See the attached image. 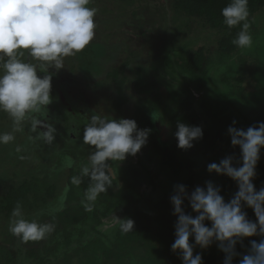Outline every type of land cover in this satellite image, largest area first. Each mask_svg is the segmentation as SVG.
<instances>
[{"label": "rangeland", "instance_id": "obj_1", "mask_svg": "<svg viewBox=\"0 0 264 264\" xmlns=\"http://www.w3.org/2000/svg\"><path fill=\"white\" fill-rule=\"evenodd\" d=\"M93 1L95 0H92V2ZM108 1L110 2V7L114 8V10L109 12V14L112 15L116 21H120V24L106 27L103 25L101 26L98 22L100 24L99 26L103 28L100 34L97 29L95 32H97L98 36H101V38L98 39V37L95 36L92 40L105 43L107 38L111 39L106 42L104 49V54L107 55L104 56L101 52L100 53L102 55L98 52L92 51V53L87 56L89 62L83 61L82 56L79 53L77 54V57L74 56L72 58H66L67 60L72 59V62H74V60H81V62L73 63L74 68L72 70L69 66H67L65 68L66 70L64 69L67 79H63V81L59 82L60 85L64 82V86L73 92L74 98L77 96L80 98V92L81 94L83 93L84 97L88 99V107L93 106L95 113H91V110L88 108H85L80 112L68 111L67 101L62 95L61 86L55 83L52 77V102L47 106V109L43 110L42 115H36L40 116L42 119L50 120L47 117L50 116L52 119V116L49 114H51V112H55V119L53 120H57L60 123V129L57 131L55 141L52 144H45L42 140L34 139L36 134L29 131V122H26L24 131L15 134L16 138L14 142L7 145H0V165L2 162L5 164L8 160L10 162L12 160V162L15 161V167L19 169L21 167L26 168L27 166H33L38 170L39 167L36 158L41 156L40 152L48 151L49 148H54L55 143L62 144V147H59V150H55L54 148L53 150H50V152L53 151L62 154L63 152L60 149H63V151L67 149L68 154H62L60 157L61 161L56 165V170L47 169V171H50V175L53 178V174L56 171L59 183H61L60 185L58 184L55 186L54 195L48 199V204L46 205L47 207L51 205L67 207L71 199L74 198L73 200H75L77 190H75L71 183H68L67 185L64 183L68 182L67 179L69 178V173L71 170L73 171L75 169L76 163H79L77 170L80 171L81 166L88 162L85 161L80 164V162L74 157H80L82 160L85 158V154H89V152L92 151V148L82 142L81 146L78 147V150L73 147V144H71L72 141L70 139L72 137L74 139L76 138V140L82 137L83 131H81L80 125L84 122V119L88 123L90 116L97 113L110 117L117 116L120 118V113L124 112L127 115V118H131L136 121L139 129H147L145 128V119L149 115H144V113L148 110V107L151 104L154 105H152V108L161 110L165 116L168 115V123L170 124V127L172 125L174 127L172 130L173 139H171V137L168 138V142L172 140V143L163 148L167 157L163 158L162 164L165 166L174 162L171 168L177 169L185 164L182 162L184 158H187V167L185 166L186 169L182 170L184 173L182 174L183 179L186 177L188 179L190 175L196 174V177L191 182L189 191H193L196 186L205 187L206 181L212 182V172L207 170V165L212 162L218 163L220 155L219 151H221L224 146L222 144L223 141L227 142L230 140L227 128L228 125H231V122L230 117L225 115L226 113L231 112L234 106H230L235 100L234 97L230 96L232 94H230V92L233 91L232 85L238 84L237 76L239 74L245 75L244 83H240L247 87V89L242 92L243 95H245V99L248 97L253 98L255 88L257 89L258 85L264 81V77L262 78V75H260V72H263L264 74V9L256 12L250 19V25H260L257 30L250 26L249 31L251 32L253 38V46L250 49L238 48L236 53L231 56L219 57L217 43L214 38L220 34V30L218 28H210L202 20L183 15L177 11V9H173V0H167V7L165 8H167L168 11L166 13L157 8V4L163 2L164 0H157L158 2H156V0ZM161 5L163 6V4H160V6ZM89 6H91V4ZM162 6L161 8L163 9ZM133 10H136L137 14H140L142 18H138V16H130V12ZM99 12L101 13L103 11L99 10ZM143 12L147 13L143 15ZM100 13H96L95 20L98 16H100ZM101 14H105V16H107L108 12L104 11ZM188 26L189 33L187 35H180L179 32L182 30L185 32ZM112 28L117 31V37L115 38L119 39L120 43L129 41L133 46L130 48V53L133 54V58L129 63L130 68H127V78L125 85H123V94L130 99V102L121 110L120 107L114 103L117 101V97L111 99V94L116 92L117 89L109 83V79H105L100 73L102 66L107 68V66L110 65L111 53L114 52V47L119 43L117 39H113L112 37L110 38L105 35L106 33L110 35V30H112ZM142 34L149 36V38H142ZM201 46L207 49L203 66L200 69L192 71L190 75H186L183 73L184 69L181 65L182 59L185 58L188 52H191ZM126 51L128 52V50ZM239 53L243 54V58L248 61L247 66L242 67L240 65V57H237V54ZM128 57L129 52L120 55L116 61L117 63H120L128 59ZM92 61H97L98 67H101L100 71L93 69ZM135 64L141 65V67L144 68V70L141 71V78L149 80L150 86L146 91L139 92L135 89V86H137L135 85L137 78L135 73ZM173 70H176L177 72L172 73ZM222 75L229 77L230 83L225 84L222 81ZM218 94L224 96L216 99L215 106H211L212 103H210V98L213 95L218 97ZM191 95H193L195 99H193L190 103L189 101L191 99ZM236 95L237 94L234 96ZM188 98L189 101H187ZM257 99L259 100L257 104L258 106L264 104V99L262 97H258ZM189 105L190 108L194 109L198 113L200 118H202L200 107H203L205 111L211 110L214 113L211 116H214V118L220 117L221 115L224 117H221L216 123H213L212 121L209 122L210 120H203V122L201 120L196 121L190 113ZM175 107H178L179 109H175ZM177 111L180 112V114L185 112V118L187 117V120L190 122L187 123L188 125L191 123V125H198L203 131L202 138L195 140L193 142V146L186 150L177 146V141L174 136L177 123L182 122L183 120L179 118L180 116L174 117V115H177L175 114ZM46 113L48 115H46ZM256 113L257 110L254 111V115ZM236 114L237 112L233 115L236 116ZM150 116L153 120H158L156 114H150ZM53 120H51V123H53ZM239 124L240 122L237 123L235 127L238 128L237 125ZM11 127V119L6 113L0 112V132L10 131ZM76 133H78V135ZM218 135L220 137H217ZM30 137H32V139H30ZM210 144L212 146L211 151L207 149L210 147ZM17 147L20 149L19 152L13 149H17ZM148 148V143H146L135 155H128L125 160L120 161V167L117 170H114L116 180L114 181L113 186L110 187L112 193H114V191L117 192L118 187L119 189L122 187V184L119 183L120 176H126L125 169L127 167L136 168L140 173V184L137 187V192L142 195V199L137 203L138 208L153 206V203L156 202L159 197L171 190L169 179L163 172L160 171L162 170V167L157 164L153 156H148ZM35 151L38 152L37 155H35ZM12 152L14 153L11 158ZM261 169H264V147L261 148L260 159L256 165V176L253 179L256 190L264 187V177L262 178L258 175ZM11 180H14L13 174L7 168H0V185L2 182L4 183ZM86 186L88 187L87 183ZM234 186L235 188L228 193L229 195L224 196L225 202H228L238 190L237 185L235 184ZM115 194H118V192ZM98 201H104V193L100 194L95 203ZM42 206L44 207V205ZM120 209V213L117 210H114L109 215L101 217L102 222L100 224H98V222L86 221L85 225L90 231H92L93 226L96 225L100 230L102 229L107 231L108 228L115 224L119 215H122L121 212H123L124 209L123 207ZM244 210L247 212L248 219L252 221L256 220L252 208L244 206ZM23 211L24 214L27 213L24 209ZM58 211L60 210L58 209ZM47 215L51 216L49 212ZM25 218L29 220H37L36 216H33L32 212H30V214H25ZM9 219L0 220V241H3L2 243H4V248H6L7 251L11 249L16 251L17 264H36L35 259L28 258V255L25 253L28 248V244L32 245L35 241L23 243L19 238L12 235L9 231ZM67 226L69 229L71 224L67 223ZM53 237L54 235L51 233L45 239L41 240L42 245L40 250L46 248L48 251L47 256H44V264H78L80 261H84L88 264V261H85V257L79 259L76 253H72L71 256L77 257V259L73 257L64 258V250H60L59 248L54 249L53 251L50 250V246L55 244ZM260 239L261 237L259 236L245 237L242 239V243L236 244V251L240 252L244 249V253L242 254H247L248 251L245 244L247 246L249 241L256 240L259 242ZM37 246L38 244L36 247ZM214 246H216L215 242L211 245V248H214ZM36 247L35 249L37 250ZM241 247L242 249H240ZM67 249L70 250V248ZM198 252L202 255V259H204V257L209 258L211 264H223L225 254L222 251H219V253L217 250L209 251L207 248L201 249L198 245H196L194 247V255ZM207 253L214 254V256L210 257L206 255ZM174 255L179 257V250L174 251ZM139 258V250H136L134 253L132 252L129 255V259L133 264H138ZM240 258V256L234 257L233 264H238Z\"/></svg>", "mask_w": 264, "mask_h": 264}, {"label": "clouds", "instance_id": "obj_2", "mask_svg": "<svg viewBox=\"0 0 264 264\" xmlns=\"http://www.w3.org/2000/svg\"><path fill=\"white\" fill-rule=\"evenodd\" d=\"M92 0H0V112L12 121L10 131L0 132V145L15 141V134L29 131L34 139L45 144L55 141L57 129L36 114L52 102V72L64 67L65 58L74 57L95 38L97 9L90 7ZM249 0H230L222 8L223 23L232 29L241 26L232 43L239 49L253 46L249 22ZM236 121L227 128L232 146H239L242 165L233 166V156L207 165L209 172L224 174L234 180L238 190L225 202L220 187L206 181L205 187L196 186L190 193L186 185L174 186L170 196L174 224L173 251L179 250L182 264H203L202 255H194L198 245L206 249L214 242L224 255L223 264H264V187L256 190L253 179L256 165L264 147V121L246 130L235 127ZM43 129V130H41ZM149 129H139L131 118H108L92 114L84 126L83 144L92 148L88 162L83 164L70 183L81 185L85 178L88 187L83 206L92 211L100 194L107 192L116 180L109 161H123L135 155L147 143ZM174 136L177 146L189 149L195 140L203 136L198 125L178 122ZM32 139V137H30ZM17 152L20 151L17 147ZM187 200L195 216L184 210ZM244 206L252 208L255 221L248 219ZM119 230L127 234L134 229V220L118 218ZM210 222V226L205 221ZM54 222H38L25 218L23 206L17 201L9 219V231L21 242L40 241L55 230ZM259 236V242L249 241L247 254L236 251V244L245 237ZM194 238V243L189 238Z\"/></svg>", "mask_w": 264, "mask_h": 264}, {"label": "trees", "instance_id": "obj_3", "mask_svg": "<svg viewBox=\"0 0 264 264\" xmlns=\"http://www.w3.org/2000/svg\"><path fill=\"white\" fill-rule=\"evenodd\" d=\"M156 2L158 1L156 0ZM229 2L230 0H173L172 5L173 9H177V11H179L183 15L202 20L210 28H218L220 30V34L217 35L214 39L217 43L219 57H225L231 56L236 53L238 47H236L232 43V41L236 37V34L241 27L238 25L232 29H229L223 23L221 10ZM160 4H163V6L161 5L163 9L161 8ZM143 6L146 7L145 5ZM90 7H95L98 13H100L99 10L103 12H108L107 16H105V14H101L103 13L101 12L100 16H98L95 20L98 26L96 29L99 34L102 31V25L107 27L110 25L120 24V21H116L113 16L109 14V12L113 11L114 8L110 7V2L108 0H95L91 3ZM165 7H167V0H164L163 2L157 4V8L163 10L166 13L168 9ZM248 7L250 12V22L251 17L256 12L261 9H264V0H249ZM147 12H143V15H145ZM130 13V16L132 17L138 16V18H142L140 14H137L136 10H133ZM98 22L101 24V26H99L100 24ZM251 27L257 30L260 25L251 24ZM188 30L189 26L187 27L186 31L184 30L185 32H183L182 30L181 32H179V34L187 35L189 33ZM98 33L96 32L95 36L100 39L101 36H98ZM105 35L109 36L110 38L112 37L113 39H117L115 38L117 37V31L113 28L112 30H110V35L107 33ZM142 36V38H149V36L145 34H142ZM110 40L111 39L107 38V40H105V43L91 41V44L86 46V48L79 53L82 56V60L89 62L87 56H89L92 51L98 52L99 54H104L106 42ZM117 41H119V43ZM117 41L116 42L118 43V45L114 47L115 50L113 53H111L110 65H108L107 68H105V66H102L101 68L98 67L97 61H92V67L96 71H100L101 68V75H103L105 79H109V83H111L114 88L117 89L116 92L111 94V99L117 97V101L113 102L118 107H120L121 110L125 108L126 104L130 102V99L127 96H124L125 94H123V85H125L127 78V68H130L129 63L132 61L133 58V54L130 53V48L133 46L130 44L129 41H124L122 43H120L119 39H117ZM126 50H128L129 52L128 59L124 60L123 62L117 63L116 60L120 55L128 53ZM206 52L207 49L203 46L198 47L197 49L191 52H188L185 58L182 59V61L180 60L182 62L181 65L184 69L183 73H185L186 75H190L192 71L200 69L204 64ZM105 55L107 54H104V56ZM237 57L241 58H239V62L242 67L247 66L248 61L243 58V54L239 53L237 54ZM77 62H81V60H74V62H72V59H66L64 61L63 68L59 70L50 69L54 82L60 85V81H63V79L66 80L67 78L65 68L69 66L72 70L74 68L73 63ZM142 70H144V68H142L141 65L135 64V73L137 75L135 85L137 86H134L135 89L139 92L148 90V87L150 86L149 80L141 78ZM176 72V70L172 71V73ZM260 75H262V78L264 77L263 72H260ZM221 78L225 84L230 83V79L226 75H222ZM237 80L238 84L232 85L233 91L230 92V94L232 93L231 95L229 94L230 96L235 98V100L230 105L234 106L231 112L226 113L225 116L230 117V124H232L233 120H235L236 124L240 122V124L237 125L238 128L246 130L249 126H253L259 121H264V104L261 106L257 105L259 101L257 99L258 97H262L264 99V81L263 83H260L258 85L257 89L255 88V94L253 98L248 97L247 99H245V95H243L242 92L246 90L247 87L244 84H240L244 83L245 75L239 74L237 76ZM63 83L64 82L61 83L60 88L62 90V95L64 96V99L67 101L68 111L80 112L81 110L88 108L91 110V113H95L93 106L88 107V99L84 97L83 93L81 94L80 92V98L78 96L74 98L73 92L69 88L64 86ZM235 94L237 95L234 96ZM222 96L224 95L218 94V97L213 95V99L212 97L210 98V103H212L211 106H215V100L221 98ZM193 99L195 98L193 97V95H191L190 101L189 98L187 101L191 103ZM152 105L153 104H151L148 107V110L144 113V115H149L147 118L145 117V123L147 125H145V128L150 130V133L147 138V143L149 146V148L147 149L149 151L148 156H153V158H155L157 164L162 167V170L160 171L166 175V177L170 181L169 184L171 185V190L167 191L161 197H159L156 202L153 203V206L150 205L151 207L147 208L137 207L138 201L142 199V195L137 192V187L140 184V173L134 167H127L125 169L126 176H120L119 179V183L122 184L120 192L118 194H115L118 191H114V193H112L111 189L108 188L107 192L104 193V201H98L97 203H95L93 205L92 211H86L82 203L85 199L84 193L87 188L86 183L88 184L87 178H85L84 182L79 186L72 185L75 190H77V194L75 196V200H73L74 198L71 199L67 207H60L58 205H51L47 207L46 205L48 204V199H50L54 195L55 186L61 184L59 183V180L57 178L56 171L53 174V178L50 175V171H47V169H55L56 165L61 161L60 157L62 156V154H68L67 149L64 151L63 149H60L63 152L62 154L59 152H50V150H53L54 148L55 150H59V147H62V144L55 143L54 148H49L48 151L40 152L41 156L36 158L39 167L38 170L35 169L33 166H27L26 168L21 167L20 169L16 168L14 165L15 161L12 162V160L11 162L8 160L5 164L2 162L0 168H7L13 174L14 180L4 183L2 182L0 185V220H8L10 218L12 209L15 207L16 202L19 201L21 202L23 209L27 212L25 214H30V212H32L33 216H36L38 222L55 223L56 227L55 230L52 232V234L54 235L53 238L55 240V244L50 246V250L53 251L57 248H59L60 250H64V258L73 257L77 259V257L71 256L72 253H76L79 259L85 257V261H88V264H133L129 259V255L130 253H134V251L139 250L140 258L138 260V264H182L181 257H176L174 255V251L171 249V244L174 242L175 239L174 224L176 222L177 217L173 215V206L170 202V196L175 194L174 186L177 184L186 185V190L190 193L192 191H189L191 182L196 177V174L190 175L188 179L187 177L183 179L182 174L184 173L182 172V170L186 169L187 167V158L183 159L182 163L185 164H183V166L177 169L171 168L174 162L165 166L162 164L163 158L167 157L163 148L169 146L172 143V140L170 142L163 141L161 137L162 127H166L168 129V133H171L169 135L171 139H173L172 130L174 127L173 125L170 127V124L168 123V115L165 116V114L161 110H156L152 108ZM175 109L179 108L175 107ZM189 109L191 115L196 121L201 120L203 122V120H210L209 122L212 121L213 123H216L221 117H224L221 115L220 117L214 118V116H211L212 114H214L211 110L205 111L203 107H200V111L202 113V118H200L198 113L194 109L190 108V105ZM255 110H257V113L254 115ZM236 112L237 114L236 116H234L233 114ZM47 113L46 115H48ZM150 114H156L158 120H153ZM175 114L177 115H174V117L180 116L179 118L183 119V123H190L187 120V117L185 118V112H182L180 114V112L177 111ZM250 114L252 115V117ZM49 115L52 116V119L50 116H48L47 118L50 120L47 121L51 123V120L55 119V112H51V114ZM107 117L111 118L110 116ZM112 117L119 118L117 116ZM121 117L127 118V115L124 112H121L120 118ZM83 121L84 122L80 125L81 131L84 130V126L87 123L85 119ZM52 124L57 129V131H59L60 123L57 120H53ZM229 126L230 125H228V127ZM76 134L78 135V133ZM217 137L220 136L218 135ZM70 140L72 141L71 144H73V147H75L77 150L79 149L78 147L81 146V142L83 143L82 137L78 138L77 140L76 138L74 139L72 137ZM222 144L224 146L222 150L219 151L220 155L218 163L220 160L228 156H233V166H241L242 163L240 160L239 146H232L230 140H228L227 142L223 141ZM13 149H15L16 151V148ZM207 149H209V151L212 150L211 144L210 147ZM13 153L14 152L11 153V158L13 157ZM37 153L38 152L35 151V155H37ZM74 158L78 160L81 164L87 161L88 156L87 154H85V158H83L82 160L80 159V157ZM78 165L79 163H76L75 169L73 171L71 170V172L69 173V180L67 179L68 182L64 183L65 185L70 183V178L73 175H77L79 173V170H77ZM258 175L263 178L264 169H261ZM211 177L212 182L215 184V186L220 187L219 194L223 197L229 195L228 193L231 192L233 188H235V181L224 174H217L215 171H212ZM42 205H44V207ZM122 207L124 211L121 212L122 215H119V218H131L134 220V229L133 231L127 234H124L119 230V219H117L115 224L112 227L108 228L107 231L102 229L100 230L97 225L93 226V230L91 229L92 231H90L85 225L86 221L98 222V224H100L102 222L101 217L109 215L114 210H117L120 213V208ZM183 207L187 214H191L193 216L196 215V213L192 212L187 200L184 201ZM58 209L60 211H58ZM48 212L51 214V216L47 215ZM67 223L71 224V227H69V229L67 228ZM205 224L207 226H210V222L207 220L205 221ZM0 242V264H17L16 251L12 249L7 251V249L3 246V241ZM189 242L194 243V238L190 237ZM37 244L38 246L36 247ZM41 245V240L35 241V243L32 245L28 244V248L25 251V253L28 255V258L35 259L36 264H44V256H47L48 254L46 248L40 250ZM35 247L37 248V250L35 249ZM245 247H247L248 251V249L250 248V244H248L247 246L245 244ZM67 248H70V250H68ZM207 249L209 251L217 250L218 253L220 251L216 246H214V248H211V246H209ZM240 249H242V247ZM243 251L244 249H242V251H240L239 253L242 254L244 253ZM206 255L210 257L214 256V254L211 253H207ZM78 264L86 263L84 261H80ZM203 264H211L210 259L204 257Z\"/></svg>", "mask_w": 264, "mask_h": 264}, {"label": "flooded vegetation", "instance_id": "obj_4", "mask_svg": "<svg viewBox=\"0 0 264 264\" xmlns=\"http://www.w3.org/2000/svg\"><path fill=\"white\" fill-rule=\"evenodd\" d=\"M90 153V152H89ZM87 156H89V154H87ZM87 161H88V158H87ZM109 163H110V166L112 167V169H113V171L114 170H117L119 167H120V161H113V162H111V161H109ZM118 187V186H117ZM120 192V189H119V187H118V193Z\"/></svg>", "mask_w": 264, "mask_h": 264}, {"label": "water", "instance_id": "obj_5", "mask_svg": "<svg viewBox=\"0 0 264 264\" xmlns=\"http://www.w3.org/2000/svg\"><path fill=\"white\" fill-rule=\"evenodd\" d=\"M161 137L163 141L168 142V138H170V136L168 134V129L166 127H162Z\"/></svg>", "mask_w": 264, "mask_h": 264}]
</instances>
